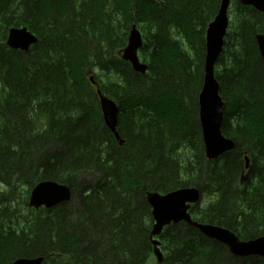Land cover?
<instances>
[{
    "label": "trees",
    "instance_id": "trees-1",
    "mask_svg": "<svg viewBox=\"0 0 264 264\" xmlns=\"http://www.w3.org/2000/svg\"><path fill=\"white\" fill-rule=\"evenodd\" d=\"M220 3L0 0V264H151L147 195L186 188L202 194L190 211L196 222L240 240L264 236V63L256 43L264 13L238 0L215 67L222 134L236 149L211 162L204 152L198 97L206 30ZM134 25L144 75L120 57ZM13 28H27L38 43L27 53L10 49ZM90 77L120 105L123 145L102 120ZM243 156L253 158L244 184ZM46 181L71 188L72 200L30 208ZM159 241L162 264H264L231 255L184 222Z\"/></svg>",
    "mask_w": 264,
    "mask_h": 264
},
{
    "label": "water",
    "instance_id": "water-1",
    "mask_svg": "<svg viewBox=\"0 0 264 264\" xmlns=\"http://www.w3.org/2000/svg\"><path fill=\"white\" fill-rule=\"evenodd\" d=\"M231 1L221 0L218 13L206 30L204 77L198 97V106L199 124L203 135L205 156L209 162L218 160L236 148L235 141L226 138L222 134L221 129L226 104L221 96L220 85L215 75V67L224 50L225 37L229 28ZM239 3L243 6L253 7L255 10L264 13V0H239ZM37 43L38 39L27 28L11 29L7 40V46L10 49L23 53L29 52L31 47ZM256 43L264 63V35H256ZM142 47V34L137 29V26L134 25L129 33L128 45L120 55L121 59L129 63L135 72L146 74L149 67L140 61L138 55ZM98 95L104 124L115 135L116 139L121 141L117 133L120 107L115 101L102 95L100 90H98ZM246 161L248 166L250 161L248 158H246ZM201 196L200 190L196 188L179 189L166 195L158 193L147 195V202L151 208L154 220L150 239L158 264L163 263L164 255L160 248V241L156 238L162 234L165 227L180 222L198 229L204 237L226 246L233 256L241 258L255 256L264 259V236L247 241L240 240L229 229L211 224H202L193 220L190 210L194 205L200 203ZM72 197V190L69 187L46 181L33 189L29 206L36 210L41 208L50 209L63 203H69ZM43 263L44 258H20L13 264Z\"/></svg>",
    "mask_w": 264,
    "mask_h": 264
},
{
    "label": "rangeland",
    "instance_id": "rangeland-1",
    "mask_svg": "<svg viewBox=\"0 0 264 264\" xmlns=\"http://www.w3.org/2000/svg\"><path fill=\"white\" fill-rule=\"evenodd\" d=\"M239 1V0H238ZM259 12V11H258ZM262 13V12H261ZM172 36L173 37H175L179 42H181L182 43V46H183V48H187V42H186V40H184V39H182V38H180L178 35H177V31H175V32H173L172 33ZM143 45H144V43H143ZM106 75V74H105ZM203 77H204V75H203ZM92 79H94V81L92 80ZM91 81H93V83L94 82H96V80H95V78H91ZM203 82V81H202ZM95 86V85H94ZM98 89L99 90H101V92L103 93V91H102V89L98 86ZM98 89L97 88H95L94 89V91H95V93L96 92H98ZM100 112H101V107H100ZM102 120H103V118H102ZM104 122V121H103ZM116 138V137H115ZM117 140V139H116ZM118 141V140H117ZM236 149V148H235ZM204 152H205V150H204ZM246 158H248L249 159V165L247 166V161H246ZM252 161H253V158H249L248 156H243V162H244V164H245V166H244V168H245V172L244 173H242L241 174V176H240V179H241V183H245L247 180H248V178H249V176H250V166H252ZM247 168H249V169H247ZM95 181H97L96 179H95ZM68 187V186H67ZM72 194H73V192H72ZM31 197V196H30ZM30 200V199H29ZM55 207H57V206H54V207H52V208H50V209H53V208H55ZM154 263H157V260H156V258H155V256L154 257H152V263L151 264H154Z\"/></svg>",
    "mask_w": 264,
    "mask_h": 264
},
{
    "label": "bare ground",
    "instance_id": "bare-ground-1",
    "mask_svg": "<svg viewBox=\"0 0 264 264\" xmlns=\"http://www.w3.org/2000/svg\"><path fill=\"white\" fill-rule=\"evenodd\" d=\"M93 81H94V79H93ZM101 91V90H100ZM103 94V93H102ZM247 169H249V168H247ZM63 185V184H62ZM66 186V185H65ZM70 190H71V188H70Z\"/></svg>",
    "mask_w": 264,
    "mask_h": 264
},
{
    "label": "flooded vegetation",
    "instance_id": "flooded-vegetation-1",
    "mask_svg": "<svg viewBox=\"0 0 264 264\" xmlns=\"http://www.w3.org/2000/svg\"><path fill=\"white\" fill-rule=\"evenodd\" d=\"M123 145V144H122Z\"/></svg>",
    "mask_w": 264,
    "mask_h": 264
}]
</instances>
